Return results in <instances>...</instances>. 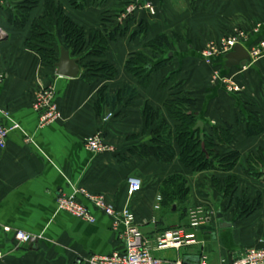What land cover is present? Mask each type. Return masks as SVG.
<instances>
[{
  "label": "crops",
  "instance_id": "crops-1",
  "mask_svg": "<svg viewBox=\"0 0 264 264\" xmlns=\"http://www.w3.org/2000/svg\"><path fill=\"white\" fill-rule=\"evenodd\" d=\"M40 1L21 30L10 23V12L17 3L0 1V73L5 75L0 85V126L19 125L0 150V252L4 254L0 264H85L92 255L122 251L113 220L82 195H76V199L91 210L94 224L58 209L60 196H72L79 189L103 196L118 212L131 211L146 242L160 232L180 227L187 223V217L182 219L179 209L171 214L154 209L162 184L174 175L188 179L196 200L200 198L197 186L202 187L201 199L211 222L197 232V245L179 251L155 250L156 257L173 261L189 258L188 264L207 257V264H231L248 249H264V176L248 173L250 154L261 158L264 165V132L248 137L244 122V117L252 113L264 128V0H182V11L173 0H148L155 15L148 10L127 15L128 4L123 0H83L81 10L67 0H52L85 30L88 38L91 33L108 38L103 57L93 55L90 46L77 54L70 52L80 66L75 79L59 77L56 64L43 65L39 53L26 46L33 36L34 21L45 12V0ZM238 31L249 34V41L243 45L250 54L259 50V55L250 65L228 71L223 61L214 62L212 66L219 68L221 79L234 77L240 86L241 93L232 95L222 80L211 84L203 53L210 44ZM161 34L172 38L173 51L167 55L171 61L152 74L150 86L143 88L127 72L126 63L139 52H145L153 64L161 61L146 48ZM109 35L115 39L112 41ZM61 47L62 41L55 45L58 60ZM101 62L112 66L117 76L108 79L95 75L90 80L93 73L88 65ZM126 88L136 90L135 96L125 94ZM42 91H53L60 114L45 127L35 109L36 95ZM118 94L121 98L115 108H100L101 95L112 98ZM183 96L198 101L195 112L207 133L232 126L230 143L216 141V152L241 154L240 164L233 171L196 174L178 157L165 164L136 154V149L149 144L153 137L144 108L162 111L168 118L166 103ZM111 114L112 118L106 120ZM171 124L178 125L176 121ZM99 133L113 151L97 154L86 148V141ZM256 172L264 173L262 164L256 165ZM131 178L142 180L140 193H130ZM230 178L235 185L227 196L226 182ZM243 201L257 205L256 209L240 215L239 203ZM219 216L230 227L220 228ZM17 230L42 238L31 245H20L15 240Z\"/></svg>",
  "mask_w": 264,
  "mask_h": 264
},
{
  "label": "trees",
  "instance_id": "trees-1",
  "mask_svg": "<svg viewBox=\"0 0 264 264\" xmlns=\"http://www.w3.org/2000/svg\"><path fill=\"white\" fill-rule=\"evenodd\" d=\"M67 1L76 10L84 8L83 0ZM124 1L129 5L134 0ZM18 2L13 7V11L11 10L10 12V23L15 28L26 25L30 9L38 4L37 0H20ZM109 39L113 41L115 39L114 35H109ZM61 41L63 42V47L74 54L82 52L86 42L83 29L75 25L52 2L47 1L46 15L33 25V37L30 47L39 53L44 65H55L58 62L55 45ZM92 42L93 55L103 57L109 45L107 36L98 34ZM172 47L173 42L169 35H159L153 42L147 44L146 48L151 52L153 58L161 57V61L153 64L151 58L145 52H139L127 61V72L135 76L143 88H148L152 74L166 68L170 63L171 59L167 58V55L173 51ZM224 57L214 61L221 60L225 64ZM88 66L91 73H93V75L88 77L90 80L95 75H101L108 79H113L117 76V71L108 63H90ZM125 94L132 98L135 96L136 90L126 88ZM120 98L121 94L112 98L101 95L102 105L100 108H115ZM169 105L170 107L174 106L175 110L166 108L168 118L164 116L162 111H155L148 106L144 108V116L153 137L149 144L136 149L138 156L142 158L153 157L158 162L165 164L171 163L178 157L184 167L191 169L196 174L211 170L228 173L236 168L241 161L239 152H231L225 155H219L216 152V141L230 143L232 126L227 125L226 129H214L212 135L202 128L196 129L200 121L199 116L195 112L198 107V101L191 96H183L178 100L172 101ZM171 121H176L178 125L173 127ZM244 122L247 125L248 137L259 136L264 132L258 116L249 113L244 117ZM249 160L251 169L248 173L264 176L263 172H256L253 161ZM255 161L264 167L261 158L255 159ZM234 185L235 180L233 178L227 180L225 193L227 196L231 194ZM190 192L191 188L186 177L181 175L169 177L164 181L160 190L162 212L171 214L173 208L177 206L182 219H185L188 215V210L187 208L183 209L182 204L185 200H188ZM256 206H249L244 201L240 202L239 214L242 216L248 215L256 209Z\"/></svg>",
  "mask_w": 264,
  "mask_h": 264
},
{
  "label": "built area",
  "instance_id": "built-area-1",
  "mask_svg": "<svg viewBox=\"0 0 264 264\" xmlns=\"http://www.w3.org/2000/svg\"><path fill=\"white\" fill-rule=\"evenodd\" d=\"M1 6V4H0ZM139 10H148L150 14L155 15L154 7L148 2L144 3L137 0L135 5H129L126 10L127 15L134 14ZM125 14V16H126ZM124 16V17H125ZM2 31L0 30V33ZM258 33V32H254ZM250 36L245 31H238L232 36L221 38L217 43L210 44L203 53L205 63H211L215 59H219L230 53L237 44H244L248 42ZM264 46V44H261ZM259 55V50H254L251 53L252 59ZM5 76H0V85L4 82ZM220 80H222L220 78ZM235 87V92H237ZM45 97L38 100L35 104V109L40 112V122L43 127L55 122L60 118L58 108L54 102L53 91H46ZM5 117L9 118V114L5 113ZM109 116L106 120H109ZM19 129V125L14 123L10 127L0 126V150L6 147L9 134ZM86 148L97 154L113 151L104 136L99 133L86 141ZM130 193L132 195L138 194L143 190V182L139 178H131L129 180ZM76 195H82L88 200L94 208L99 210L105 216L113 220V230L118 234V239L123 246L122 251L114 252L111 255L101 256L92 255L86 259L85 264H185L182 260L161 259L154 255V251L149 246L148 242L139 229L136 218L131 211L118 212L115 207L107 203L106 199L101 195H93L84 189H79L74 192L72 196L62 195L58 198V209L65 212L72 217L82 220L84 222L94 224L96 218L93 216L91 210L76 199ZM162 197L158 196L154 206L155 211L161 209ZM155 223V219L153 220ZM192 227L198 228L205 225L204 221H199L194 215ZM9 232L10 229L6 228ZM15 240L20 245H31L37 242L42 236H37L22 230L15 231ZM197 244L195 234H187L182 228H171L162 234L158 239L156 251L177 250ZM4 254L0 252V262L3 260ZM199 264H207V257H203ZM231 264H264V249L251 248L237 260Z\"/></svg>",
  "mask_w": 264,
  "mask_h": 264
},
{
  "label": "rangeland",
  "instance_id": "rangeland-1",
  "mask_svg": "<svg viewBox=\"0 0 264 264\" xmlns=\"http://www.w3.org/2000/svg\"><path fill=\"white\" fill-rule=\"evenodd\" d=\"M1 1V0H0ZM13 1H15L17 4L19 3L18 1H20V0H13ZM38 1V4L37 5H35L34 7H32L31 9H30V11H29V19H28V22H29V20H30V16H31V14H32V12L40 5V3H41V1L40 0H37ZM47 1H50V2H52L56 7H58L62 12H63V14H64V10H63V7L61 6V5H56L55 4V2H53L52 0H45V5H44V7H45V12H44V15H43V17L46 15V7H47ZM124 1V0H123ZM137 2V0H134V1H132L129 5H135V3ZM173 2L176 4L175 6H176V8L178 9V11H182L183 9H184V4H183V2H182V0H173ZM128 5V6H129ZM65 15V14H64ZM43 17H41L39 20H41ZM39 20H35L34 21V23L35 22H37V21H39ZM28 22L26 23V25H24L23 27H20V28H17V29H19V30H21V29H24V28H26V26H27V24H28ZM34 23H33V25H34ZM33 25H32V27H31V29H32V33H33ZM83 29V28H82ZM1 30V29H0ZM83 31H84V36H85V40H86V42H85V45L83 46V50L86 48V46H90V47H92V41H93V39H94V37L96 36H94L93 35V33H91V36L88 38L87 36H86V34H85V30L83 29ZM3 36V33L1 32L0 33V43H1V39L3 38L2 37ZM33 37V36H32ZM32 37L27 41V43H26V46L28 47V48H30V49H32L31 47H30V44H31V41H32ZM223 38V37H222ZM33 50V49H32ZM82 50V51H83ZM35 51V50H34ZM41 57V56H40ZM215 61H213V62H211V63H206V66L207 67H205L207 70L209 69V71H211V79H210V82H211V84L212 85H215V84H217V83H219V81H220V70H219V68H217V67H214L216 64L214 63ZM215 64V65H214ZM44 65V64H43ZM212 65H214V66H212ZM213 67V68H212ZM212 68V69H211ZM0 76H5L4 74H1L0 73ZM222 84L226 87V89H227V91H228V93L229 94H232V95H238L239 93H241V88H240V86L235 82V79H234V77H232V78H224V79H222ZM235 87H237L238 89H237V92H235ZM45 92H38V94L36 95V98H35V104H37V102H38V100H41L43 97H45ZM172 101H168L167 103H166V108H168V109H171V110H175V107L174 106H172V107H170V103H171ZM170 107V108H169ZM174 107V108H173ZM172 111V112H173ZM167 115H168V113H167ZM109 116H111V118H112V114L111 115H109ZM111 118H109V120L111 119ZM7 145V144H6ZM248 159H251L252 161H253V163H254V165H255V167H256V165H258V162L257 161H255V159H257L254 155H249V158ZM249 163H250V160H249ZM252 163V162H251ZM240 164V163H239ZM238 164V165H239ZM237 165V166H238ZM236 166V167H237ZM250 169H251V165H250ZM250 171V170H249ZM207 172H214V171H204V172H200V173H207ZM215 172H217V171H215ZM199 174V173H198ZM189 182V181H188ZM230 183H231V181H230ZM198 185H202V181H198ZM189 186H190V188H191V192H190V195H189V198H188V200L186 201H184L183 202V204H182V208L184 209V208H187V210H188V215H187V218H186V221H187V223H183V224H181V226H180V228H182L187 234H189V235H191V234H195V237H196V241H197V244L199 243V240H198V235H197V232L200 230V229H202V228H207L208 226H209V224H210V222H211V216H210V212L208 211V209H207V207H206V204H205V202L204 201H202V199H201V197H202V194H201V188L202 187H200V186H197V193L199 192V200H196L195 198H196V195L194 194V192H193V188H192V185H191V183L189 182ZM200 187V188H199ZM161 196V195H160ZM162 205V204H161ZM162 207V206H161ZM176 208H177V210H178V207L176 206ZM194 215L198 218V220L199 221H204V223H205V225H202V226H200V227H198V228H193L192 227V221H193V217H194ZM142 232V231H141ZM164 232L165 231H163V232H160V233H158V234H156V237H155V239H153L152 241H150V240H148V244H149V246L152 248V250L153 251H155L156 250V248H157V245H158V239L162 236V234H164ZM197 244H195V245H197ZM183 249V248H182ZM182 249H180V250H182Z\"/></svg>",
  "mask_w": 264,
  "mask_h": 264
},
{
  "label": "water",
  "instance_id": "water-1",
  "mask_svg": "<svg viewBox=\"0 0 264 264\" xmlns=\"http://www.w3.org/2000/svg\"><path fill=\"white\" fill-rule=\"evenodd\" d=\"M142 2L146 3L147 0H141ZM172 54H169L168 57H171ZM225 64L224 69L225 70H232L234 68H243L251 64L252 57L250 52L248 51L247 47L242 44H237L233 50L225 55ZM79 61L77 59H74L71 57V54L68 50H66L64 47L60 48V57L58 62L56 63L55 67L57 69V75L62 78H69V79H75L80 74V66ZM203 122L199 121L197 128H203ZM177 210L176 206L173 208V212ZM219 224L220 228H226L230 227L229 224H227L222 216H219ZM199 259H196V263H199ZM184 262L188 264L189 258H185Z\"/></svg>",
  "mask_w": 264,
  "mask_h": 264
}]
</instances>
